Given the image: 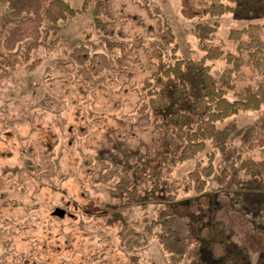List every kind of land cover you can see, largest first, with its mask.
Wrapping results in <instances>:
<instances>
[{
  "label": "rangeland",
  "instance_id": "rangeland-1",
  "mask_svg": "<svg viewBox=\"0 0 264 264\" xmlns=\"http://www.w3.org/2000/svg\"><path fill=\"white\" fill-rule=\"evenodd\" d=\"M66 1L77 9L83 0ZM94 1L85 12L43 24L45 43L57 39L53 47L39 46L25 61L19 44L14 53L21 61L13 68L0 64V264H218L199 234V220L229 256L264 264V175L240 167L244 157L264 158V145L247 146L257 132L264 133V112L240 111L217 122L205 149L169 175L161 116L157 128L137 122V107L147 100L141 82L154 67L144 47L174 61V44L165 46L156 37V17L170 27L175 55L185 61L175 82L187 87L191 100L204 93L198 71L186 63L204 54L194 25L217 22L212 42L234 51L229 31L264 17L187 19L179 0H109L117 34L108 37L93 25ZM194 1L200 11L203 0ZM0 22H13L2 0ZM108 40L117 46L108 49ZM207 64L217 77L226 63ZM247 82L238 81L236 88ZM154 87L170 100L164 84ZM180 109L194 126L191 105ZM210 152L215 172L203 192L170 193V182L197 161L205 165ZM222 169L228 173L221 183ZM124 174L136 189L133 197L114 190ZM56 207L62 216L53 214ZM167 230L180 236L183 244H175L176 250L166 248Z\"/></svg>",
  "mask_w": 264,
  "mask_h": 264
},
{
  "label": "trees",
  "instance_id": "trees-1",
  "mask_svg": "<svg viewBox=\"0 0 264 264\" xmlns=\"http://www.w3.org/2000/svg\"><path fill=\"white\" fill-rule=\"evenodd\" d=\"M7 9V14L13 22L6 25L0 22V64L13 68L21 61L14 53L22 44V59L28 61L32 50L39 46L53 47L57 39L48 43L45 40L47 33L42 32L44 23L56 25L77 13L85 12L92 0H83L80 7L74 9L66 0H2ZM140 4L136 0H132ZM180 12L187 19L201 18L204 16L220 17L225 13H232L246 18L264 17V0H217L202 1L200 11L195 9L194 0H179ZM109 0H95L90 10L94 27L105 36H113L115 28L113 18L109 11ZM148 14L151 15L146 5ZM105 16L107 20H103ZM155 17L151 15V17ZM157 18L156 37L171 48L173 62L164 59L160 49L153 47L146 52L152 62V71L141 83L146 90L144 103L137 107L139 117L137 122L145 120L157 128L158 117L161 116L163 130L160 131L166 152L164 157V172L169 175L173 169L188 160L194 159L205 147V140L212 136L216 130V123L239 113L240 111L262 110L264 112V22H250L247 25L231 29L228 39L235 44L234 51H227L220 44L212 42L217 31L218 23L198 22L193 27V34L198 40L199 49L204 53L198 60H187L186 63L196 68L204 93L202 96L191 100L185 85L175 82V77L183 73L185 61L175 55L176 44L174 35L169 26L164 25ZM163 25L165 27H163ZM117 34V33H116ZM118 34L122 35L121 31ZM108 49L116 47L114 41L108 40ZM10 53V54H8ZM224 60L225 67L218 76L211 72L207 61ZM38 62L34 60L31 65ZM3 75H0V77ZM247 79V83L236 88L238 81ZM164 84L169 90L168 101L163 91L154 85ZM231 93V97L228 94ZM191 105L196 114L194 126H191V115L180 109L181 105ZM152 113V114H151ZM223 150V143L218 144ZM264 145V133L257 132L255 139L248 142L249 149ZM213 152L207 153L206 164L197 161L195 168L179 179H173L168 190L176 193L180 188L188 192H203L207 182L215 172ZM240 167L250 174L261 173L264 175V158L260 160L244 157L240 160ZM227 170L222 169L218 181L227 178ZM115 192L127 193L130 197L135 195L136 189L130 183V178L124 174L115 184ZM199 234L207 242L210 254L218 264H245L235 260L226 253L221 241H212V232L209 227L198 221ZM167 249L176 250L175 244L182 245L177 235L165 231Z\"/></svg>",
  "mask_w": 264,
  "mask_h": 264
},
{
  "label": "water",
  "instance_id": "water-1",
  "mask_svg": "<svg viewBox=\"0 0 264 264\" xmlns=\"http://www.w3.org/2000/svg\"><path fill=\"white\" fill-rule=\"evenodd\" d=\"M53 214L58 215V216H62L63 215V210L59 207H56L53 211Z\"/></svg>",
  "mask_w": 264,
  "mask_h": 264
}]
</instances>
